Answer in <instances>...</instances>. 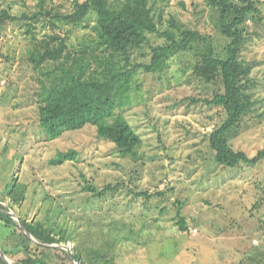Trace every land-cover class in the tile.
<instances>
[{
	"label": "rangeland",
	"instance_id": "1",
	"mask_svg": "<svg viewBox=\"0 0 264 264\" xmlns=\"http://www.w3.org/2000/svg\"><path fill=\"white\" fill-rule=\"evenodd\" d=\"M251 1L261 19L256 25L248 22L240 58L253 65L254 104L228 134L231 148L249 157L264 149V0ZM36 2L4 0L0 10L20 15L33 11ZM46 4L58 12L72 8L71 0ZM157 7L161 31L178 38L174 24L195 32L209 40L217 57H224L228 41L220 34L216 10L205 0H172ZM95 21L90 15L77 26L59 25L57 32L67 37L71 50H89ZM47 32L39 28L37 37ZM148 39L149 45L136 54L145 64L151 47L165 42L152 35ZM207 47L191 42L161 72L138 71L128 83L116 112L141 143L134 155L122 157L91 126L48 139L37 114L39 79H46L27 59L26 36L17 25H7L0 36L2 205H11L4 194L8 183L26 186L13 212L27 221L55 224L70 237L59 244L79 253L85 264H264V158L255 165L214 163L208 134L224 113L199 102L217 88L192 73ZM67 150H74V160L49 165L57 152ZM88 184L98 191L114 190L96 197L83 189ZM178 212L186 231L177 223Z\"/></svg>",
	"mask_w": 264,
	"mask_h": 264
},
{
	"label": "trees",
	"instance_id": "2",
	"mask_svg": "<svg viewBox=\"0 0 264 264\" xmlns=\"http://www.w3.org/2000/svg\"><path fill=\"white\" fill-rule=\"evenodd\" d=\"M46 1L37 0L33 11L27 9L20 15H13L7 9L0 10V36L7 25L15 24L29 41L27 59L33 70L46 79V82L39 79L37 114L39 127L48 139L54 140L64 132L91 126L95 128L97 138L112 143L122 157L134 155L141 139L125 117L116 112L123 91L138 71L149 74L161 72L170 58L190 49L191 42H202L208 47L192 73L206 84L216 85L217 90L211 98H203L199 102L220 108L224 113L221 124L213 127L208 134V147L214 163L223 167L255 165L264 158V149L253 157L233 150L228 138L240 119L251 112L254 104L250 78L253 65L240 58L248 22L256 25L261 19L253 1L205 0L216 10L221 22L220 34L228 41L223 48V58L215 55L207 38L195 32L180 30L171 24L179 34L176 38L168 30L159 29L161 16L156 15L157 5L168 4L172 0H71L69 12L54 11L48 8ZM90 15L96 18L91 27L86 26L94 35V47L71 50L67 37L57 32L59 25L77 26ZM39 28H46L48 32L37 37ZM148 35L163 38L165 42L162 46L151 47L150 62L145 64L136 60V54L149 45ZM47 66L52 68L43 72ZM74 157V150L57 152L49 165H62L74 160ZM83 189L96 197H103L114 190L106 186L98 191L89 184ZM25 193L26 186L15 181L8 183L4 190L11 203L8 208L14 210V206L20 205ZM138 195L147 196L146 193ZM0 207L5 208L1 202ZM177 217L181 231H186L179 212ZM21 221L40 244L70 241V237L65 236L55 224L46 226L40 221L23 218ZM0 248L14 264H70L65 251L43 249L33 244L18 224L1 212ZM72 258L77 264H85L75 250ZM0 264H6L1 257Z\"/></svg>",
	"mask_w": 264,
	"mask_h": 264
},
{
	"label": "water",
	"instance_id": "3",
	"mask_svg": "<svg viewBox=\"0 0 264 264\" xmlns=\"http://www.w3.org/2000/svg\"><path fill=\"white\" fill-rule=\"evenodd\" d=\"M0 212L1 213H4L8 216H10L17 224L18 226L20 227V229L22 230L23 234L25 236H27V238H29V240L39 246L40 248H43V249H61L63 251L66 252L68 258H69V262L70 264H77L73 258H72V251L69 247L67 246H64V245H60V244H50V245H46V244H40L38 243L36 240H34L32 238V236L27 232V230L25 229L22 221L20 220L19 216L17 214H15L13 212V210H11L10 208H1L0 207ZM0 257L3 259V261L6 263V264H14V262L1 250L0 248Z\"/></svg>",
	"mask_w": 264,
	"mask_h": 264
}]
</instances>
